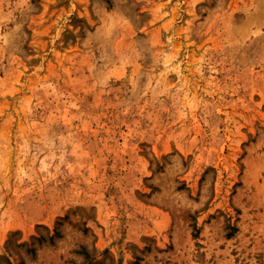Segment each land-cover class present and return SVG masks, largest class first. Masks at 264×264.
Wrapping results in <instances>:
<instances>
[{
	"label": "rangeland",
	"instance_id": "rangeland-1",
	"mask_svg": "<svg viewBox=\"0 0 264 264\" xmlns=\"http://www.w3.org/2000/svg\"><path fill=\"white\" fill-rule=\"evenodd\" d=\"M0 264H264V0H0Z\"/></svg>",
	"mask_w": 264,
	"mask_h": 264
}]
</instances>
